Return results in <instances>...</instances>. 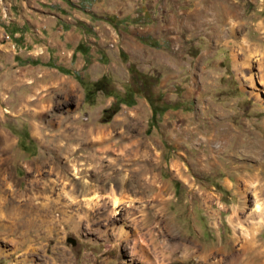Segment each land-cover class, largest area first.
<instances>
[{"label":"rangeland","instance_id":"obj_1","mask_svg":"<svg viewBox=\"0 0 264 264\" xmlns=\"http://www.w3.org/2000/svg\"><path fill=\"white\" fill-rule=\"evenodd\" d=\"M259 24L264 0H0V264H226L250 240L264 253V84L232 56L245 37L264 46ZM130 65L153 119L144 93L111 118L113 96L84 99L102 76L134 87Z\"/></svg>","mask_w":264,"mask_h":264},{"label":"bare ground","instance_id":"obj_2","mask_svg":"<svg viewBox=\"0 0 264 264\" xmlns=\"http://www.w3.org/2000/svg\"><path fill=\"white\" fill-rule=\"evenodd\" d=\"M230 21L232 22V23H230L232 25L231 29L233 31H237V29L240 27L241 23L234 21V19H230ZM258 27L263 30V34H264V24H259ZM262 39H264V36ZM232 56H233V64H234L236 71L237 70L247 71L248 80L252 84V86H254V87L257 86L258 78L264 84V46L263 45H261L260 43H252L246 37L244 39H239V41H236L233 45ZM256 56H259L260 58L258 57L255 60ZM6 148H7L6 145H2L0 143V174L2 173V168L5 165L4 163L6 162V158L3 157L4 153L6 152ZM0 192H2L1 184H0ZM163 201H166V199ZM122 202H123V200L121 198L116 197L114 204L116 207H118L121 205ZM262 209H263V207H262L261 203L256 204V207H255L256 212H260V211L262 212ZM0 210H1V208H0ZM14 219L16 221V222L15 221L14 222L18 223L19 222L18 220L20 218H18L16 216ZM11 220H12V217H11ZM27 220L31 221L29 218ZM239 220L240 219H238V217H236V216H233L231 218V223L233 224L234 228L237 231L243 230V226ZM27 226H29V225H27ZM13 231H14V229L11 228V233H13ZM246 232L247 231L244 229L243 233H246ZM246 236H248V234H246ZM248 242L250 244H247L246 246L244 245L243 249H239V251H235L232 255L230 254L228 259H226V261H225L226 264H264V253L252 254L254 242L252 240H250ZM213 253H214L213 250L212 251H203V255L205 257H207ZM219 264H221V260L219 261Z\"/></svg>","mask_w":264,"mask_h":264},{"label":"trees","instance_id":"obj_3","mask_svg":"<svg viewBox=\"0 0 264 264\" xmlns=\"http://www.w3.org/2000/svg\"><path fill=\"white\" fill-rule=\"evenodd\" d=\"M76 51L86 53V48H84L81 44L76 46ZM120 54L124 55V52H120ZM75 55V53L73 54ZM128 71L133 74L132 81L134 83V87L126 86L124 88L123 94H117L115 90L108 88V79L106 76H102L99 80L94 82L91 88L85 89L84 99L85 101H89L90 98L94 95L95 91H102L108 95H111L115 98V102L113 105L104 110V115H108L109 118L113 117L119 109L121 105H126L128 107L134 106L136 104L135 96L137 94L144 93V97L150 102L152 107V119L158 114L160 111L157 110L156 106L152 104L151 94H150V82L144 76H140V74L135 70L133 65L128 67ZM65 74H72L70 71H66ZM74 77L79 80L78 73L74 72ZM140 80V85L138 86V81ZM161 112H164L162 109Z\"/></svg>","mask_w":264,"mask_h":264},{"label":"crops","instance_id":"obj_4","mask_svg":"<svg viewBox=\"0 0 264 264\" xmlns=\"http://www.w3.org/2000/svg\"><path fill=\"white\" fill-rule=\"evenodd\" d=\"M60 29H61V31H60ZM63 30V27L62 26H60V28H58L57 29V31H58V36H60V37H62V35L63 34H65V33H67V31H62ZM10 35L12 36V37H15V36H17V35H19V37H22L23 36V30L22 29H20V28H18V27H12L10 30ZM63 37H66V36H64L63 35ZM43 38L45 39H48V37L47 36H43ZM44 43V42H43ZM5 44H8V42H5L3 45H5ZM36 45H32V47H35ZM43 46H47L45 43L43 44ZM76 46V45H75ZM75 46H74V48H75ZM47 48H48V46H47ZM47 61V63H49V59H47L46 60ZM254 196H255V199H256V203H255V205H254V208L256 207V204H258V203H260L259 202V200H257V198H258V196H257V194L254 192ZM254 213H256V212H254ZM261 218V217H260ZM231 223V222H230ZM231 225L233 226V224L231 223ZM233 228H234V226H233ZM234 230H235V228H234ZM247 231V230H246ZM235 233H236V231H235ZM241 235L243 236V234H242V231H241ZM245 237V236H244ZM245 238H247V237H245ZM114 259H112V260H110L109 262H111V264H115V262L113 261ZM108 262V263H109ZM72 264H74V263H72Z\"/></svg>","mask_w":264,"mask_h":264},{"label":"water","instance_id":"obj_5","mask_svg":"<svg viewBox=\"0 0 264 264\" xmlns=\"http://www.w3.org/2000/svg\"><path fill=\"white\" fill-rule=\"evenodd\" d=\"M67 242L70 243L71 245L76 244V241L73 238H67Z\"/></svg>","mask_w":264,"mask_h":264}]
</instances>
